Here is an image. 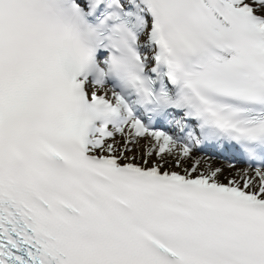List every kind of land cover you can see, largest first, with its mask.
<instances>
[{
  "label": "snow or ice",
  "instance_id": "snow-or-ice-1",
  "mask_svg": "<svg viewBox=\"0 0 264 264\" xmlns=\"http://www.w3.org/2000/svg\"><path fill=\"white\" fill-rule=\"evenodd\" d=\"M0 264H264V0H0Z\"/></svg>",
  "mask_w": 264,
  "mask_h": 264
}]
</instances>
